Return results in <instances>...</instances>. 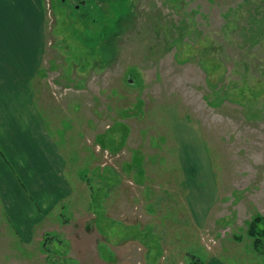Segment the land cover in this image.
I'll use <instances>...</instances> for the list:
<instances>
[{"label": "rangeland", "instance_id": "rangeland-1", "mask_svg": "<svg viewBox=\"0 0 264 264\" xmlns=\"http://www.w3.org/2000/svg\"><path fill=\"white\" fill-rule=\"evenodd\" d=\"M95 4L44 0L34 88L69 196L31 198L24 224L0 194V264H264V0ZM178 115L203 130L208 209L188 201Z\"/></svg>", "mask_w": 264, "mask_h": 264}, {"label": "crops", "instance_id": "crops-1", "mask_svg": "<svg viewBox=\"0 0 264 264\" xmlns=\"http://www.w3.org/2000/svg\"><path fill=\"white\" fill-rule=\"evenodd\" d=\"M44 25V0H0V148L17 170L0 154V194L11 218L24 224L36 212L31 198L44 211L69 196L65 159L36 103L34 81L47 49ZM175 120L177 150L190 173L188 201L194 209L195 202H205L208 209L216 202L218 180L203 130L179 115ZM205 264L225 263L214 257Z\"/></svg>", "mask_w": 264, "mask_h": 264}, {"label": "flooded vegetation", "instance_id": "flooded-vegetation-1", "mask_svg": "<svg viewBox=\"0 0 264 264\" xmlns=\"http://www.w3.org/2000/svg\"><path fill=\"white\" fill-rule=\"evenodd\" d=\"M98 0H61L62 4L72 6L75 12H83L90 8H93L95 2Z\"/></svg>", "mask_w": 264, "mask_h": 264}, {"label": "trees", "instance_id": "trees-1", "mask_svg": "<svg viewBox=\"0 0 264 264\" xmlns=\"http://www.w3.org/2000/svg\"><path fill=\"white\" fill-rule=\"evenodd\" d=\"M0 154L2 155V157L4 158V159H6L7 157H6V155L1 151V149H0ZM7 160V159H6ZM252 232H253V234H254V236H256L257 237V242L258 243H256L257 245H259V243H260V237H258V235H262V234H260V232H259V226H258V224H254V225H252Z\"/></svg>", "mask_w": 264, "mask_h": 264}]
</instances>
